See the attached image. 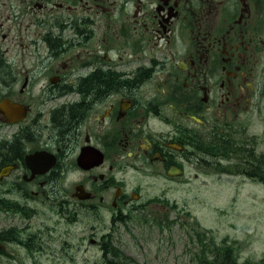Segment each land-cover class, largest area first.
<instances>
[{"label":"flooded vegetation","instance_id":"flooded-vegetation-1","mask_svg":"<svg viewBox=\"0 0 264 264\" xmlns=\"http://www.w3.org/2000/svg\"><path fill=\"white\" fill-rule=\"evenodd\" d=\"M204 170L264 188V0H0V264H155L115 239Z\"/></svg>","mask_w":264,"mask_h":264},{"label":"rangeland","instance_id":"rangeland-1","mask_svg":"<svg viewBox=\"0 0 264 264\" xmlns=\"http://www.w3.org/2000/svg\"><path fill=\"white\" fill-rule=\"evenodd\" d=\"M190 177L192 180H188ZM186 180L170 186L156 183L147 188L152 197L162 195L166 188L168 205L146 204V217L154 226L142 220L125 227L119 240L115 239L124 254L142 262L154 256L155 264H198L197 254L201 248L203 258L210 261L211 242L221 245L225 240L234 246L240 262L263 258L264 188L240 182L238 178H220L212 170H204L198 177L192 172ZM134 182L135 177L129 179L130 188L135 186ZM140 235L141 257L133 247L134 239ZM81 257L100 264L101 251L93 244Z\"/></svg>","mask_w":264,"mask_h":264},{"label":"trees","instance_id":"trees-1","mask_svg":"<svg viewBox=\"0 0 264 264\" xmlns=\"http://www.w3.org/2000/svg\"><path fill=\"white\" fill-rule=\"evenodd\" d=\"M105 81H107V78H103V80H100V82H98L97 80L92 82L90 86H87V92L92 96L99 95L100 93L104 92L107 89V86L105 85V83H103ZM60 128L68 129V131H66V137H69L74 131V120L70 119L69 112H66V114L60 116ZM250 264H264V259L260 261H252Z\"/></svg>","mask_w":264,"mask_h":264},{"label":"bare ground","instance_id":"bare-ground-1","mask_svg":"<svg viewBox=\"0 0 264 264\" xmlns=\"http://www.w3.org/2000/svg\"><path fill=\"white\" fill-rule=\"evenodd\" d=\"M39 261V260H38Z\"/></svg>","mask_w":264,"mask_h":264}]
</instances>
